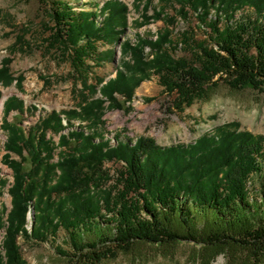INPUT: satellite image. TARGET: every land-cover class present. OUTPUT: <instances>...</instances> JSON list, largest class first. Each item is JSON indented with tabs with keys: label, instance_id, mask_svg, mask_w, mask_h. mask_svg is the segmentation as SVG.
<instances>
[{
	"label": "trees",
	"instance_id": "16d2710c",
	"mask_svg": "<svg viewBox=\"0 0 264 264\" xmlns=\"http://www.w3.org/2000/svg\"><path fill=\"white\" fill-rule=\"evenodd\" d=\"M175 2L177 18L187 23L192 12L199 27L176 32L177 18L143 14L134 24L162 20L165 27L132 41L122 40L130 11L119 0L90 2V10L79 11L67 0L49 1L46 44L69 63V80L82 86L81 104L25 128L19 120L30 113L25 103L17 97L4 103L2 161L13 182L7 189L11 209L0 214V264H25L19 237L44 243L61 230L71 252L56 251L74 264L116 260L136 245L181 242L207 250L200 256L206 263L234 248L264 258V136L233 122L191 144L162 147L153 138L116 134L109 140L102 132L105 103L110 110L127 109L140 85L154 77L180 113L222 87L264 91V0ZM199 29L204 39L197 38ZM100 43L120 44L122 62L114 78L90 85L94 68L114 59ZM10 62L0 66V85L21 87L24 77L13 76ZM11 112H17L12 121ZM49 131L59 136L57 144ZM107 163L120 167L111 174Z\"/></svg>",
	"mask_w": 264,
	"mask_h": 264
},
{
	"label": "rangeland",
	"instance_id": "374dc122",
	"mask_svg": "<svg viewBox=\"0 0 264 264\" xmlns=\"http://www.w3.org/2000/svg\"><path fill=\"white\" fill-rule=\"evenodd\" d=\"M50 1V0H49ZM41 5L39 0H0V66L5 59L11 60L9 68L13 76H23L21 87L16 82L9 87L0 85L2 97L0 98V214L11 209V197L7 189L13 182L12 171L3 164L5 151L3 145L7 140L6 133L2 130L4 118V103L11 97H17L25 103L30 113L19 118L23 126L28 128L34 125L41 117L56 111L77 108L81 104V85L69 80L70 65L62 61L55 50H49L46 39L49 32L45 31L49 23L48 5ZM71 2L76 11L92 8L90 2L102 4L106 0H67ZM129 7V29L122 40L134 41L135 36H155L165 27L162 20L144 24L140 23L143 16H152L160 13L164 16L177 18L179 8L175 0H119ZM148 10L147 12L144 10ZM144 14V15H143ZM174 31L190 26L197 28L198 22L194 14L189 12L187 23L176 19ZM198 39H204V33L196 31ZM100 51H114V59L108 60L95 67L89 79L90 85L96 84V78L105 82L114 78L116 68L122 62L120 44L108 46L99 44ZM93 64V63H91ZM88 94V93H87ZM97 97H101L100 94ZM120 101H124L118 96ZM147 98H151L149 101ZM109 103H105V123L102 132L105 138L112 140L117 134L123 140H136L139 137L153 138L158 145L169 147L177 144H191L205 134H212L215 130L227 123H238L242 130L255 135L264 136V91L245 89L233 91L222 87L207 102L196 103L186 108L184 112L171 109L170 98L163 93L157 77L140 85L135 97L126 104L125 110H110ZM34 108V111L31 108ZM17 112H11L8 119L13 120ZM66 125V120H64ZM86 123L76 122V126L85 127ZM48 137L55 144L59 136L48 132ZM113 142V141H112ZM120 166L112 163L105 165L106 170L114 173ZM264 182V169H263ZM5 182L6 186L2 187ZM113 183V182H110ZM259 188V186H257ZM34 218L33 209L28 215L31 221ZM4 230L0 231V244L3 240ZM53 241V242H52ZM20 252L25 264H74L66 257L57 253L56 247L66 252H71L67 234L61 230L57 239H50L44 243H34L18 238ZM0 253L2 249L0 247ZM202 254L207 250L194 243L181 242L171 246L136 245L128 254H120L116 260L102 264H264V258L251 254L239 248L229 249L225 253L215 255L209 263L203 261Z\"/></svg>",
	"mask_w": 264,
	"mask_h": 264
},
{
	"label": "bare ground",
	"instance_id": "6f19581e",
	"mask_svg": "<svg viewBox=\"0 0 264 264\" xmlns=\"http://www.w3.org/2000/svg\"><path fill=\"white\" fill-rule=\"evenodd\" d=\"M0 110H2V104L0 105Z\"/></svg>",
	"mask_w": 264,
	"mask_h": 264
},
{
	"label": "water",
	"instance_id": "95a60500",
	"mask_svg": "<svg viewBox=\"0 0 264 264\" xmlns=\"http://www.w3.org/2000/svg\"><path fill=\"white\" fill-rule=\"evenodd\" d=\"M33 214H34V209H33Z\"/></svg>",
	"mask_w": 264,
	"mask_h": 264
}]
</instances>
